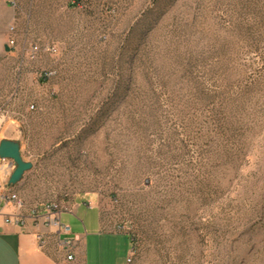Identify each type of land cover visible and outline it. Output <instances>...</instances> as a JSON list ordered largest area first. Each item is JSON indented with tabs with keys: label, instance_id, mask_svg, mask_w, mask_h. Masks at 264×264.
<instances>
[{
	"label": "rangeland",
	"instance_id": "1",
	"mask_svg": "<svg viewBox=\"0 0 264 264\" xmlns=\"http://www.w3.org/2000/svg\"><path fill=\"white\" fill-rule=\"evenodd\" d=\"M5 3L0 97L21 96L33 164L22 197L96 200L129 264H264V0H21L17 22Z\"/></svg>",
	"mask_w": 264,
	"mask_h": 264
},
{
	"label": "crops",
	"instance_id": "2",
	"mask_svg": "<svg viewBox=\"0 0 264 264\" xmlns=\"http://www.w3.org/2000/svg\"><path fill=\"white\" fill-rule=\"evenodd\" d=\"M52 1L54 2V0ZM19 2L20 8L18 10L11 8L7 3L4 4L3 9L8 20L22 21L28 17L26 9L23 8V3H21V0ZM0 44V58H6L2 61L0 60L1 80L13 66V62L11 61L13 52L12 50H6L7 45L4 43V36L1 31ZM26 79L27 75H23L22 80L26 81ZM6 105H8L7 110L1 112L0 109V143L3 140L18 142L21 146V154L24 157L25 145L22 141V134L26 127V107L25 105L23 107L21 105V96L14 100L10 98L4 100V98L0 97V106L4 108ZM13 107L19 108L13 109ZM0 164V178H2L3 182L8 183L10 179V175L8 174L9 169L3 162H0ZM20 183L11 186L10 190L18 192L20 196H23L21 190H19L21 187ZM1 195L0 193V264H68L63 263L59 257L52 253L53 240L57 237L55 230L43 225L37 226V222L32 217L31 209L37 204L27 202L29 207L25 211L26 222L24 224H11L7 223L6 219L16 212V208L8 204ZM79 198L85 201V207H82V203L78 201ZM95 201L92 198H85V196L79 195L73 201L68 202L73 207L72 213H63L61 215V222L70 226L72 232L79 235L82 239L77 259L72 264H129L128 258L132 247L130 236L127 233L103 232L102 227L104 223L101 211L95 205ZM87 207L97 210V223L89 222L86 224L83 220L80 222L75 218L81 211V208L86 209ZM40 209L43 211L44 207L41 206ZM64 215H66V219L63 218ZM70 217L75 219L77 227H73V222L68 219ZM88 224L95 232V236L92 239L91 254L88 253L87 245L89 236ZM39 232L50 236V248L48 252L39 248L35 236Z\"/></svg>",
	"mask_w": 264,
	"mask_h": 264
},
{
	"label": "built area",
	"instance_id": "3",
	"mask_svg": "<svg viewBox=\"0 0 264 264\" xmlns=\"http://www.w3.org/2000/svg\"><path fill=\"white\" fill-rule=\"evenodd\" d=\"M11 8L18 10L20 8V2L19 0H4ZM75 4V3H73ZM17 22V20H15ZM9 32L11 34V37L8 42V47L10 50L15 49L16 46V39L15 34L17 33V28L15 25H11L9 28ZM45 52L55 54L57 53V47L56 46H47L44 49ZM43 52L40 46L38 45H32L29 49H26L23 54L22 58L23 60H34L37 59L40 54ZM24 62V61H23ZM46 77H50L51 74H45ZM30 109L35 110V106L31 105ZM0 162H3L7 165V168L9 169L8 174L12 175V173L15 170L14 162L11 160H1ZM0 172H1V164H0ZM9 177V176H8ZM11 186L9 185V182L5 183L2 181V178H0V193L1 196L4 198V200L8 203L13 205L16 208V212L12 214L9 218L6 219L7 223L11 224H24L26 222V216L25 211L28 209V203L27 201L20 196L18 192H13L10 190ZM40 205H35L31 209V215L35 219V222H37V226L43 225L45 227L54 229L57 237L53 240L54 246L52 253L59 257L63 263L72 264L77 259L78 250L81 244V237L77 234H74L71 230V227L68 225H65L61 222V215L63 213H72L73 207L68 203L64 202L62 204H47L44 206V210L41 211ZM104 228L108 231L113 232H123L125 233L124 226L115 221L110 222L107 224V222L104 221ZM36 240L38 242L39 248L43 251H47L50 248V236L44 234V233H37ZM133 253V247H131L130 256L128 258V263L131 262V256Z\"/></svg>",
	"mask_w": 264,
	"mask_h": 264
},
{
	"label": "water",
	"instance_id": "4",
	"mask_svg": "<svg viewBox=\"0 0 264 264\" xmlns=\"http://www.w3.org/2000/svg\"><path fill=\"white\" fill-rule=\"evenodd\" d=\"M9 51V47H6ZM0 159L1 160H11L14 162L15 170L9 179V185L15 186L20 183L26 172L33 168L31 162H27L23 159L21 154V146L18 142L3 140L0 143Z\"/></svg>",
	"mask_w": 264,
	"mask_h": 264
},
{
	"label": "trees",
	"instance_id": "5",
	"mask_svg": "<svg viewBox=\"0 0 264 264\" xmlns=\"http://www.w3.org/2000/svg\"><path fill=\"white\" fill-rule=\"evenodd\" d=\"M103 220V219H102ZM103 223H104V221H103ZM102 231L103 232H113V231H108V230H106L105 228H104V224H103V227H102ZM115 233H123V232H115Z\"/></svg>",
	"mask_w": 264,
	"mask_h": 264
}]
</instances>
